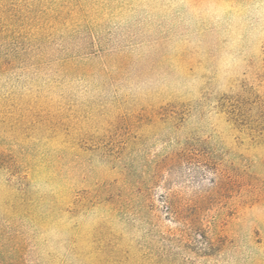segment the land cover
<instances>
[{
    "label": "rangeland",
    "instance_id": "374dc122",
    "mask_svg": "<svg viewBox=\"0 0 264 264\" xmlns=\"http://www.w3.org/2000/svg\"><path fill=\"white\" fill-rule=\"evenodd\" d=\"M7 1L53 127L0 117V264H264V0Z\"/></svg>",
    "mask_w": 264,
    "mask_h": 264
},
{
    "label": "trees",
    "instance_id": "16d2710c",
    "mask_svg": "<svg viewBox=\"0 0 264 264\" xmlns=\"http://www.w3.org/2000/svg\"><path fill=\"white\" fill-rule=\"evenodd\" d=\"M8 4L7 0H0V9L3 7L6 8V5ZM3 11V10H2ZM26 14V17L23 18V16H18V12H0V23L2 24L0 26V77L5 76L6 74L10 73L9 68H12L16 61H18V57L20 56L19 52H14L9 50V52L2 53V49L9 48V45L14 42L16 47L18 46H25L29 47L31 50L37 51L40 48L41 42H43V36L45 34L44 31L41 32L39 27L36 28L34 32H21V35H17L18 28L22 29L28 27L27 22L30 21V23L33 25L34 23L38 22L36 19H38L35 15H33L32 12H24ZM31 16H28L30 15ZM20 17V23L17 21V19ZM27 24V25H26ZM22 25V26H21ZM25 43V45H24ZM34 43V44H29ZM42 46V45H41ZM11 48V46H10ZM28 51V49H26ZM41 66L44 65L45 67L50 66L49 64H40ZM68 68H65V72L77 70V66H71L69 63H67L65 66H68ZM60 76H56L55 79H59ZM53 79V78H52ZM54 83V82H53ZM32 92H30V96H32ZM6 96H0V117L5 116L6 114L14 116L15 122L13 123H23L22 125H25L27 129L29 127H38L40 129H51L53 127L52 121L48 118L43 117L44 119H41V115L43 113H46L49 111L48 108L53 106V100H51L50 94L48 96L38 95L35 98L36 103L33 104V99H28V103H26V100L23 98L21 100L25 104H20L15 100L14 102H8L11 96V93ZM63 109V108H62ZM59 112H62L60 109ZM23 115H22V114ZM16 115H18L16 117ZM3 122L2 120H0ZM5 123V122H3ZM17 124L15 126H12L13 129H16ZM14 125V124H13ZM0 147L1 144H0ZM12 154V152H10ZM10 153L6 149L0 148V171H11L13 169H17L19 165L18 160H16V156H10ZM8 165V166H7ZM12 172V171H11ZM13 175V174H12ZM19 180L21 183H26V185H30V181L28 176H20ZM25 185V184H24ZM25 194L28 192V190L22 189ZM199 233V232H198ZM191 236L190 234H188ZM202 239H207L206 245L207 250H214L217 246V243L213 240H209L206 236L203 234L199 235ZM219 249V248H218ZM206 256H211V254H206Z\"/></svg>",
    "mask_w": 264,
    "mask_h": 264
}]
</instances>
